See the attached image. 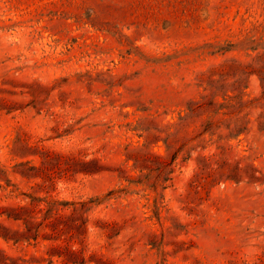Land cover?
Returning a JSON list of instances; mask_svg holds the SVG:
<instances>
[{
  "label": "rangeland",
  "instance_id": "1",
  "mask_svg": "<svg viewBox=\"0 0 264 264\" xmlns=\"http://www.w3.org/2000/svg\"><path fill=\"white\" fill-rule=\"evenodd\" d=\"M49 252L264 264V0H0V264Z\"/></svg>",
  "mask_w": 264,
  "mask_h": 264
},
{
  "label": "trees",
  "instance_id": "2",
  "mask_svg": "<svg viewBox=\"0 0 264 264\" xmlns=\"http://www.w3.org/2000/svg\"><path fill=\"white\" fill-rule=\"evenodd\" d=\"M32 239L36 240V237L34 238L33 236ZM53 255L59 256V254H53L52 252H49L47 254V257H44L42 255L37 256L33 254V255H30L29 258L17 257V258L11 259L9 264H41L43 261H47V264H49V263H52L51 257H53Z\"/></svg>",
  "mask_w": 264,
  "mask_h": 264
}]
</instances>
